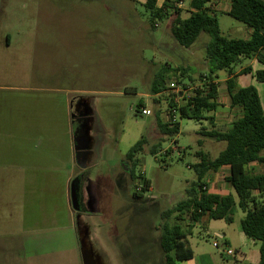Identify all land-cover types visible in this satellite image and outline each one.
<instances>
[{
	"label": "rangeland",
	"instance_id": "1",
	"mask_svg": "<svg viewBox=\"0 0 264 264\" xmlns=\"http://www.w3.org/2000/svg\"><path fill=\"white\" fill-rule=\"evenodd\" d=\"M190 1L180 0L182 18L189 15ZM144 2L17 0L13 7L24 22H9V30L14 38L17 32L24 31L26 44L21 47V40H14L9 49L2 47L0 51V69L8 73L1 82L22 88L0 91V131L21 135L12 141L36 144L41 151L56 147L58 153L64 154L71 136L91 126L100 134L101 125L115 137L118 134L123 166L128 150L145 139L141 152L133 159L134 165H129L132 176L122 173L117 213L100 230L103 243L115 244L111 252L113 264H164L159 229L166 221L168 225L176 221L174 215L164 221L162 212L184 199L186 190L195 182L192 166L198 163L196 153L203 151L214 159L225 148L224 142L203 134L210 130L224 132L241 115L239 108L230 107L224 83H218L215 127L208 121L179 119L176 112L178 132L161 133L158 122L169 121V100L181 104L191 92L190 87L203 83L200 77L207 73L208 37L201 34L191 47H181L170 34L174 16L151 21ZM209 7L218 19L222 36L249 38L250 29L224 14L229 8L228 0L210 3ZM11 20L15 21V15ZM163 66L177 71L168 75L162 95H151L150 85ZM244 66H250L252 73L237 77L236 88L255 87L264 108V82H257L254 75L264 71V65L242 59L235 70ZM216 75L221 81L226 78L225 71ZM81 102L88 107L89 115L79 121L75 115L81 112ZM141 108H146L148 115H140ZM249 170L264 173V164H253ZM224 174L210 173L205 178L207 190L235 195L224 181ZM136 192L140 193L138 197H134ZM234 212L231 224L207 217L199 223L187 219L181 222L184 230L190 227L187 244L194 257L176 264H226L236 255H226L224 240L232 249L245 252L239 225L243 213L237 207ZM88 237L82 234L81 243L86 241L96 250V243ZM215 242L217 248L213 247Z\"/></svg>",
	"mask_w": 264,
	"mask_h": 264
},
{
	"label": "crops",
	"instance_id": "2",
	"mask_svg": "<svg viewBox=\"0 0 264 264\" xmlns=\"http://www.w3.org/2000/svg\"><path fill=\"white\" fill-rule=\"evenodd\" d=\"M15 1L0 0V51L2 47L9 49L14 40H21V47L26 44L24 31L17 32L14 38L9 30V22H24L13 7ZM13 15L15 21L11 20ZM235 67L233 75L237 78L242 69L250 66L239 70ZM6 75L8 73L0 69V91L22 89L2 83ZM228 78L227 73L222 81L216 75L214 82L225 85ZM86 116L78 117V120ZM93 128L86 127L71 136L64 154L58 153L56 147L41 151L36 144H20L12 141L21 136L18 133L0 131V264H85L84 257L87 264H113L111 252L115 250V244L112 241L107 245L103 243L100 230L106 228L117 213L122 173L132 176L129 165H134V157L131 161L126 154L122 166L118 134L115 137L101 125L100 134ZM222 171L224 178L229 175L228 166L214 174ZM72 183L77 188L78 210H73L71 205ZM228 194L232 193L225 195ZM82 234L96 243V250L86 241L81 243ZM243 237L245 252L232 249L229 241L224 240L227 249L236 255L226 264H258L259 242L247 239L244 234Z\"/></svg>",
	"mask_w": 264,
	"mask_h": 264
},
{
	"label": "trees",
	"instance_id": "3",
	"mask_svg": "<svg viewBox=\"0 0 264 264\" xmlns=\"http://www.w3.org/2000/svg\"><path fill=\"white\" fill-rule=\"evenodd\" d=\"M156 1L145 0L143 3L151 21L174 16L170 34L181 47H191L201 34L208 37L205 44L207 73L200 77L203 83L188 97L184 96L181 104H175L172 98L169 100V121L165 124L158 122L161 133L172 135L178 132V122L172 121V110L178 113L179 119L208 121L215 127L214 115L219 103L218 84L214 80L220 71L229 75L225 85L230 107L241 110V117L232 121L226 131L210 130L203 134L216 142H224L225 148L214 159L203 151L196 153L199 162L192 166L195 182L186 190L184 199L162 212L164 221L173 215L176 221L173 225H168L166 221L159 229L164 264H176L193 258V251L187 244L190 227L184 230L181 222L187 219L191 223H199L203 217H207L231 224L236 207L244 214L240 220L241 231L247 239L259 242L258 264H264V173L249 170L253 163L264 164V109L256 88L248 86L237 89L236 76L233 75V68L241 59H255L264 64V0H228L230 7L226 15L251 30L248 39H228L221 35L218 19L209 7L210 3L221 0H191V11L186 19L181 18V11L175 7V3L180 0H165L161 8L156 7ZM176 71L161 67L150 85L151 95H162L166 90L168 75ZM250 73L252 69L246 67L239 75ZM255 79L259 83L264 82V71H257ZM176 85L179 86V83ZM144 143V138L136 142L127 152V158L132 161L141 152ZM224 166L229 167V175L224 181L235 195L222 196L207 190L205 177ZM144 185L149 187L147 181H144ZM139 195V192L134 194L135 197Z\"/></svg>",
	"mask_w": 264,
	"mask_h": 264
},
{
	"label": "built area",
	"instance_id": "4",
	"mask_svg": "<svg viewBox=\"0 0 264 264\" xmlns=\"http://www.w3.org/2000/svg\"><path fill=\"white\" fill-rule=\"evenodd\" d=\"M164 2H165V0H161V2H160V0H157V1H156V7H157V8H161ZM213 5H214V4H213ZM175 7H176L177 9H179V8L181 7V2H180V1H179V2H176V3H175ZM195 89H197V86L190 87V88H189V91L192 92V91L195 90ZM183 91H187V88H186V89H183ZM191 92H190V93H191ZM190 93H189V94H190ZM189 94H187V95H185V96L188 97ZM174 103L178 105V103H177L176 100H174ZM139 112H140V115H142V116H146V115H148V110H147L146 108H141V109L139 110ZM175 113H176V111H175V110H172V113H171V114H172V121H174ZM213 247L217 248V247H218V244L215 242V243L213 244ZM225 253H226V255H228V256H233V255H235V252H234L233 250H230V249H227V250L225 251Z\"/></svg>",
	"mask_w": 264,
	"mask_h": 264
},
{
	"label": "water",
	"instance_id": "5",
	"mask_svg": "<svg viewBox=\"0 0 264 264\" xmlns=\"http://www.w3.org/2000/svg\"><path fill=\"white\" fill-rule=\"evenodd\" d=\"M70 199L73 210H78V194L74 183L70 186Z\"/></svg>",
	"mask_w": 264,
	"mask_h": 264
},
{
	"label": "flooded vegetation",
	"instance_id": "6",
	"mask_svg": "<svg viewBox=\"0 0 264 264\" xmlns=\"http://www.w3.org/2000/svg\"><path fill=\"white\" fill-rule=\"evenodd\" d=\"M79 106L81 108V112L79 114L75 115V117H84V116H86L89 113L88 107L85 105L84 102H81Z\"/></svg>",
	"mask_w": 264,
	"mask_h": 264
}]
</instances>
